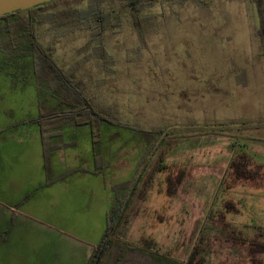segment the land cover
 <instances>
[{
    "label": "rangeland",
    "instance_id": "obj_1",
    "mask_svg": "<svg viewBox=\"0 0 264 264\" xmlns=\"http://www.w3.org/2000/svg\"><path fill=\"white\" fill-rule=\"evenodd\" d=\"M87 3L59 0L44 6L41 11L54 12L56 20L40 24L37 34L42 44L53 47L57 64L72 73L101 112L136 126L132 131L102 122L97 144L91 143L88 126L77 132L64 128L70 133L63 139L74 141L68 150L75 159L72 167L93 171L97 155L107 196L114 200L116 191L111 210L134 188L102 264H186L194 246L195 261L202 264H264V254L251 253L249 246L253 241L264 243V191L259 189L264 186V168L257 171L251 163L248 168L257 175L250 182L237 181L229 167L240 153L264 161L255 132L264 126V36L260 39L255 32V6L250 0H187L181 5L156 0L141 12L149 21L139 35L127 9L118 0L106 1L104 9L120 15V25L92 37L76 21L77 10ZM2 26L0 119L6 112L13 122L32 121L37 109H66L47 87L49 74L34 77L30 57L15 56L3 44ZM18 38L19 50L26 52L21 25ZM98 45L107 52L105 61L97 56ZM250 127L251 135L244 136ZM180 171L185 177L168 196L166 177ZM95 184L91 179V186ZM88 192L92 193L90 187L75 184L60 204L73 215L64 225L69 234L94 240L99 222L75 215L81 213ZM39 200L40 196L35 202ZM228 202L236 213L225 211ZM60 216L58 221L50 215L49 224L28 223L27 252L20 254V249L16 262L9 263L38 262L40 255L29 251H38L44 243L42 233L57 229ZM2 230L0 238L14 236V229L6 234Z\"/></svg>",
    "mask_w": 264,
    "mask_h": 264
},
{
    "label": "crops",
    "instance_id": "obj_2",
    "mask_svg": "<svg viewBox=\"0 0 264 264\" xmlns=\"http://www.w3.org/2000/svg\"><path fill=\"white\" fill-rule=\"evenodd\" d=\"M34 89L35 94H38L39 89ZM38 100L35 101L36 109ZM39 112L40 110L37 109L36 119L32 121L13 122L8 119L6 112L0 119V228L5 234L11 229L15 230L12 238H0V261L16 262V255L19 254L20 249H22L20 254L27 252L24 250V245L28 223L49 224L50 215L56 217L58 221V217L62 215L60 225L56 226L57 229L46 230L48 231L46 234L42 233L44 243L38 245V251L34 248L30 249L31 254L40 255L35 264H88L94 248L106 230L108 213L111 211L112 202L116 199V191L113 193L114 200L107 196L108 183L97 170L100 169V163L97 162L96 154V159L92 161L93 171H86L85 163L82 165L85 167L82 169L80 167L79 170L72 167L75 159L68 154V150L71 149L70 146L74 141L63 138L65 133H70L71 128L77 132L76 128L79 127L65 123L62 131L52 130L44 137L37 122ZM67 127L70 129L65 130L64 128ZM245 129L244 136H250L251 127ZM255 132L260 145L264 148V126L261 125L259 130L255 129ZM89 136L92 143L90 130ZM98 142L97 139L95 144ZM248 156L252 163L264 168V161L259 157L254 161L255 157ZM72 178L74 183L71 184ZM91 179H96V184L93 186ZM75 184L79 188L88 186L92 189V193L88 192L84 196L81 213L76 212L75 215L78 219L87 217L90 221L99 222L94 240H88L82 233L69 234L64 228V225L72 220L73 215L60 204V198L65 200L69 187ZM259 187L264 191V186ZM38 196L40 200L35 202ZM39 212L42 213V218L33 219L32 217ZM260 228L264 231L263 227Z\"/></svg>",
    "mask_w": 264,
    "mask_h": 264
},
{
    "label": "trees",
    "instance_id": "obj_3",
    "mask_svg": "<svg viewBox=\"0 0 264 264\" xmlns=\"http://www.w3.org/2000/svg\"><path fill=\"white\" fill-rule=\"evenodd\" d=\"M49 3L41 4L26 11H16L11 14L0 17V23L4 34L3 44L11 50V54L15 56H29L31 61V72L34 77L41 74H49L47 84L51 94H57L58 101L66 109L53 111H40L38 115V125L42 136H48L54 128L62 127L65 123L74 125L75 127L88 126L92 136V143H96L98 139V130L102 122L108 126H121L130 130H135L136 126L127 122H121L110 115L103 113L92 100L86 97L79 86L74 82L71 72L61 68L54 57V49L51 45H44L39 41L37 28L43 23H54L56 20L54 12H42L41 9ZM113 2L114 0H88L87 6L77 10L76 21L79 29L89 30L92 37H99L109 27H117L120 25V15L111 9H104V2ZM156 0H118L121 5L127 9L130 20L141 35L149 18L141 15L145 9H149L154 5ZM173 3L181 5L187 0H172ZM201 2L203 0H200ZM255 6L258 17V28L255 31L260 39L264 36V0H250ZM24 13L25 16L19 19L17 15ZM21 25L24 29L25 43L24 47L27 51L19 50L20 43L18 38V27ZM97 56L103 61L107 58V52L102 45L96 47ZM151 133V131H150ZM160 134V132H159ZM158 134V135H159ZM252 161L245 153H240L236 159L229 164L234 178L239 181L253 182L256 179L257 172L249 169ZM257 171L261 166H253ZM185 177V172L180 171L175 177H166V193L168 196L174 195L175 187L180 185ZM130 189H134L133 187ZM131 190L125 192L116 205L108 213L106 230L94 248L88 264H102L107 252L112 248L118 226L121 222L123 212L127 207V199L131 196ZM127 198V199H126ZM125 199V200H124ZM226 212H234L237 210L230 202L224 204ZM146 248L149 244L144 243ZM250 252L264 253V243L250 242ZM198 255L197 246L192 249L186 264H202L201 261H195Z\"/></svg>",
    "mask_w": 264,
    "mask_h": 264
},
{
    "label": "water",
    "instance_id": "obj_4",
    "mask_svg": "<svg viewBox=\"0 0 264 264\" xmlns=\"http://www.w3.org/2000/svg\"><path fill=\"white\" fill-rule=\"evenodd\" d=\"M55 0H0V17L16 11H26Z\"/></svg>",
    "mask_w": 264,
    "mask_h": 264
}]
</instances>
